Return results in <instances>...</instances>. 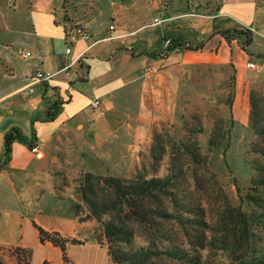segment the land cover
Masks as SVG:
<instances>
[{"label":"crops","instance_id":"obj_1","mask_svg":"<svg viewBox=\"0 0 264 264\" xmlns=\"http://www.w3.org/2000/svg\"><path fill=\"white\" fill-rule=\"evenodd\" d=\"M107 3L109 15L100 20L75 15L67 21L60 0H0V245L29 249L30 264H110L105 246L92 238L68 244L65 262L59 247L41 241L37 226L82 238L71 209L81 175L131 167L159 107L177 99L180 68L232 62L233 113L244 123L248 83L264 74L246 65H260L264 57L256 56L264 54V0H221L214 13L169 0ZM70 23H83L91 39L73 34ZM228 28L252 30L255 55L243 50L240 38L228 42L218 33ZM174 35L204 47L163 55ZM69 64L65 79L59 70ZM41 69L56 74L35 82L31 76ZM52 105L57 110L47 119ZM11 129L23 139L13 141L5 163L4 136Z\"/></svg>","mask_w":264,"mask_h":264},{"label":"trees","instance_id":"obj_2","mask_svg":"<svg viewBox=\"0 0 264 264\" xmlns=\"http://www.w3.org/2000/svg\"><path fill=\"white\" fill-rule=\"evenodd\" d=\"M218 33L228 42L240 38L243 50L255 55L249 49L252 30L228 28ZM166 40L163 55L173 49L204 47V42L193 43L176 35ZM219 66L225 74L227 68L231 71L223 83L226 92L216 98L224 114L215 124L206 129L200 118L189 125L181 119V132L174 124L172 130L154 131L149 159L132 176L84 172L77 199L71 203L82 238L37 226L41 241L59 247L65 262L70 261L68 244L92 238L105 246L110 264H264V116L256 109L254 90L260 82L250 84L249 95L247 127L254 139L244 161L252 173L247 179L232 176L239 197L233 201L225 194L218 174L210 170L214 153L220 149L226 153L235 123L236 68L232 62ZM56 110V105L50 106L47 119ZM15 139H23L17 129L4 136L5 163ZM209 173L213 181L206 185ZM207 189L217 196L210 210ZM29 256L25 247L0 245V264H30Z\"/></svg>","mask_w":264,"mask_h":264},{"label":"rangeland","instance_id":"obj_3","mask_svg":"<svg viewBox=\"0 0 264 264\" xmlns=\"http://www.w3.org/2000/svg\"><path fill=\"white\" fill-rule=\"evenodd\" d=\"M60 1L62 4L61 8L63 17L67 21H71L70 16L75 15L83 18L84 20L89 18L100 20L101 17L103 18L104 16L109 15V10L112 7V5L107 3L109 0ZM120 1L122 2L124 0ZM169 1L177 2L180 5H186L188 3L189 9L194 8L199 10V12L205 13H214V8L221 2V0ZM111 19L112 18L109 17V21L113 23ZM70 24L71 31H74L76 27H83L90 32V30L85 27L83 23ZM219 65V63H201L185 67L183 69L180 68V73H183V77L181 78L178 88L177 99L173 102L171 100H166L163 106L159 107L157 115L154 117V121L149 131L148 141L145 142L141 148L135 151L133 158L130 160L133 162L131 167L123 174H117L114 173L113 170L110 171L108 169L107 171L105 170L102 175L112 174L117 176H132V174L136 172L137 168L140 167L144 161L147 162L149 159V148L152 143L154 131L164 132L172 130V125L174 124V126H176V128H178L181 132L183 127L182 120L183 122H188L189 125L191 122L196 124L198 118L201 119V122L206 126V129H209L212 124H215L217 119L220 118V115L224 114V108L223 106L217 105L216 98L223 92H226L227 88L223 86V83L231 71L230 68H227V74H225L220 69ZM258 81L260 83L254 89L256 92V109L260 116H264V74L259 73L258 76L253 77V80L248 83L246 99L249 104L250 84ZM234 119L235 123L230 129V144L228 149L224 154L222 149L217 150L214 153L210 170L211 172L218 174L217 178L218 180H221V186L228 199L238 201L239 197L237 195V188L231 179L234 175L247 179L252 173L250 167L244 161V155L249 142L254 139V136L248 129L247 122L244 123L235 116ZM160 170L163 172V169ZM212 178V173L207 174L206 185H209L211 180L213 181ZM207 190V193L205 191V198L207 200L206 206L210 210L215 205L214 202L217 200V196L214 192L209 191V189ZM75 197L77 199V195Z\"/></svg>","mask_w":264,"mask_h":264},{"label":"built area","instance_id":"obj_4","mask_svg":"<svg viewBox=\"0 0 264 264\" xmlns=\"http://www.w3.org/2000/svg\"><path fill=\"white\" fill-rule=\"evenodd\" d=\"M11 1H15V0H11ZM158 22H159V19L155 18L154 19V23H158ZM109 28L111 30H113L115 28V25L114 24H110ZM73 34H75L77 37H79L80 39H83V40H89L92 37V34L86 28H83V27H76L75 30L73 31ZM70 50H71L70 47L66 48V52L69 53ZM29 54H30V52H26V55H29ZM70 65L71 64H69L66 67H64L61 70H59V72H62L64 74L65 79H68L70 77V74H71V72L69 70ZM246 65L249 68L256 69V70H259L261 72H264V57L261 59V64L260 65L256 64V62H254V61H248ZM55 74H56V72H49V71H45V70L41 69V70H37L31 76V78L35 82H47V81L51 80ZM28 91L29 92H33L34 88L32 86H30L28 88ZM99 103L100 102L98 100H94L92 102V105L93 106H98ZM31 150L33 152H36L38 150V146L37 145L32 146Z\"/></svg>","mask_w":264,"mask_h":264}]
</instances>
